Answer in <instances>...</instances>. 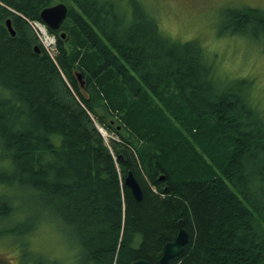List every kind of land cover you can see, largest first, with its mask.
I'll return each instance as SVG.
<instances>
[{
  "label": "trees",
  "instance_id": "1",
  "mask_svg": "<svg viewBox=\"0 0 264 264\" xmlns=\"http://www.w3.org/2000/svg\"><path fill=\"white\" fill-rule=\"evenodd\" d=\"M144 1L0 0V155L11 166L0 182L62 218L73 264L157 263L179 219L188 242L169 264H264V117L250 82L222 78L197 39L166 34ZM60 2L54 53L32 24ZM230 15L221 30L240 22L264 39V11ZM86 109L115 121L122 142L109 151ZM113 155L134 171L140 200ZM13 209L2 197L3 221Z\"/></svg>",
  "mask_w": 264,
  "mask_h": 264
},
{
  "label": "rangeland",
  "instance_id": "2",
  "mask_svg": "<svg viewBox=\"0 0 264 264\" xmlns=\"http://www.w3.org/2000/svg\"><path fill=\"white\" fill-rule=\"evenodd\" d=\"M144 3L148 10H157V19L166 34L184 41L197 39L215 61L222 78L248 80L251 104L264 117V39L253 37L254 32L240 22L221 30L232 11H264V0H146ZM36 26L39 31L38 27L46 30L43 25ZM40 35L44 48L56 53L55 45L51 47L41 32ZM48 35L51 43L56 42L55 36ZM113 136L108 132L106 142ZM4 167L11 166L0 155V170ZM2 197L12 199L14 220L3 221L0 217V264H73L77 243L68 239L69 232L61 217L39 199L34 203L29 189L24 192L7 189L0 182V200ZM23 220L31 229L27 235L16 225ZM4 225L11 226L13 235H2Z\"/></svg>",
  "mask_w": 264,
  "mask_h": 264
},
{
  "label": "water",
  "instance_id": "3",
  "mask_svg": "<svg viewBox=\"0 0 264 264\" xmlns=\"http://www.w3.org/2000/svg\"><path fill=\"white\" fill-rule=\"evenodd\" d=\"M68 15L67 5L64 3H59L51 7L43 9L40 13L41 19L52 29L57 30L61 27L62 23ZM6 27L10 32L11 36H15V30L12 26L11 19L6 20ZM62 38L66 37V34L61 35ZM36 53H40L38 47L35 48ZM77 78L80 81L81 85L84 86L85 81L83 80L82 74L78 73ZM125 184L132 191L133 196L136 200H140L143 196L142 189L137 179L132 173H129L125 179ZM188 233L183 228L182 223L179 224V230L176 238L168 242L163 250L162 256L159 259L157 264H169L170 261L183 253L185 245L188 242ZM131 264H153L152 262L146 259H138Z\"/></svg>",
  "mask_w": 264,
  "mask_h": 264
},
{
  "label": "bare ground",
  "instance_id": "4",
  "mask_svg": "<svg viewBox=\"0 0 264 264\" xmlns=\"http://www.w3.org/2000/svg\"><path fill=\"white\" fill-rule=\"evenodd\" d=\"M14 13H17L16 11H13ZM35 23V22H34ZM32 24V23H31ZM32 26H33V24H32ZM43 35H44V37H45V39L47 40V43H50L51 42V40H50V37H49V35H48V33H47V31L43 28ZM15 36H16V31H15ZM15 36H13V37H15ZM36 47H38V45H35L34 46V51H35V48ZM39 48V47H38ZM39 50L41 51V49L39 48ZM80 73V72H79ZM77 101L79 102V104H81V106L82 107H85L84 106V104L82 103V101H81V99L79 98V97H77ZM98 108L97 107H95V110H97ZM86 111H87V114H88V116H89V119L93 122V124H94V126L97 128V130L100 132V134L102 135V137L104 138V140H105V145H106V147H107V149L110 151V150H112V147H111V145H110V141L111 140H116V141H118L119 143H121L122 141H121V139L119 138V136H117L115 133H114V127H117L118 129H120V126L119 125H117L116 123H115V121H113V120H111L110 121V124H111V126H113V128H109L108 126H107V124L106 123H104L103 121H101V120H97L96 119V114H95V112L93 111V110H90V109H86ZM108 132H110V133H113V137L112 138H110L109 140V142H106V139L108 138L107 136H108ZM184 132H186V131H184ZM188 133V132H187ZM113 160H114V163H115V166H116V170H117V173H118V175L120 176V179L122 178V176H123V178H124V183H125V179H126V177L128 176V174L129 173H132L134 176H135V174H134V171L132 170V169H126L124 172L122 171V169H121V166H120V164H119V161H118V157L115 155H113ZM218 169V168H217ZM135 178H136V176H135ZM137 179V178H136ZM138 181V180H137ZM138 183H139V181H138ZM140 184V183H139ZM126 185V184H125ZM150 186L151 187H154L153 185H151L150 184ZM140 187H141V185H140ZM128 188V187H127ZM130 189V188H129ZM141 189H142V187H141ZM131 191V190H130ZM131 193H132V191H131ZM142 193H143V191H142ZM133 195V194H132ZM135 198V197H134ZM180 222L182 223V226H183V228L186 230V227L183 225V220L182 219H179L178 221H177V228H178V230H179V224H180ZM187 231V230H186ZM187 233H188V231H187ZM188 235H189V233H188ZM176 238V237H175ZM174 240V239H173ZM172 240V241H173ZM168 242H171V241H168ZM167 242V243H168ZM166 243V244H167ZM165 244V245H166ZM165 245H164V247H165ZM164 250V249H163ZM143 259V258H142ZM149 261V260H148ZM151 262V261H150ZM158 263V262H157ZM157 263H153V264H157Z\"/></svg>",
  "mask_w": 264,
  "mask_h": 264
}]
</instances>
